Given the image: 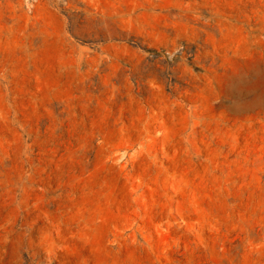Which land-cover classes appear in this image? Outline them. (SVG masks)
I'll return each mask as SVG.
<instances>
[{
  "label": "rangeland",
  "instance_id": "rangeland-1",
  "mask_svg": "<svg viewBox=\"0 0 264 264\" xmlns=\"http://www.w3.org/2000/svg\"><path fill=\"white\" fill-rule=\"evenodd\" d=\"M0 264H264V0H0Z\"/></svg>",
  "mask_w": 264,
  "mask_h": 264
}]
</instances>
